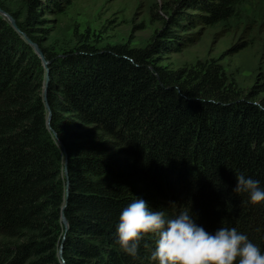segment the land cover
Here are the masks:
<instances>
[{
	"label": "trees",
	"instance_id": "trees-1",
	"mask_svg": "<svg viewBox=\"0 0 264 264\" xmlns=\"http://www.w3.org/2000/svg\"><path fill=\"white\" fill-rule=\"evenodd\" d=\"M71 1L23 0L20 16L0 2L49 61L51 110L49 130L46 70L0 15V264H60V245L65 264H158L156 234L142 237L135 258L117 243L119 216L137 198L166 219L188 211L210 234L234 227L264 254V202L233 192L239 174L264 189V110L249 103L256 90L239 95L212 59L185 70L158 64L193 26L264 21V0H161L162 27L142 48L50 51L38 25ZM53 131L67 157L66 232L64 153Z\"/></svg>",
	"mask_w": 264,
	"mask_h": 264
},
{
	"label": "rangeland",
	"instance_id": "rangeland-1",
	"mask_svg": "<svg viewBox=\"0 0 264 264\" xmlns=\"http://www.w3.org/2000/svg\"><path fill=\"white\" fill-rule=\"evenodd\" d=\"M160 1L72 0L63 11L42 16L46 20L38 25L45 29L41 33L42 45L57 53L81 42L98 49L118 44L142 48L162 27ZM0 2L19 16L23 14V0ZM249 10L250 6L245 5L239 11L248 14ZM187 35L190 40L185 45L160 54L158 64L165 71L185 70L199 60L212 59L225 73L233 74L230 82L237 83L235 91L239 95L249 100L247 92L251 87L257 95L250 100L264 97V82L258 76L264 72V21L257 18L251 27L241 26L240 22L235 26H193Z\"/></svg>",
	"mask_w": 264,
	"mask_h": 264
},
{
	"label": "clouds",
	"instance_id": "clouds-1",
	"mask_svg": "<svg viewBox=\"0 0 264 264\" xmlns=\"http://www.w3.org/2000/svg\"><path fill=\"white\" fill-rule=\"evenodd\" d=\"M249 103L264 110L258 100ZM236 181L233 192L246 193L253 205L264 202V189L258 180L239 174ZM148 234L158 236L151 253V260L158 264H264L260 248L236 228L221 227L210 234L194 222L188 211L166 219L163 212L150 210L146 201L137 198L119 216L117 243L135 258L142 237Z\"/></svg>",
	"mask_w": 264,
	"mask_h": 264
},
{
	"label": "water",
	"instance_id": "water-1",
	"mask_svg": "<svg viewBox=\"0 0 264 264\" xmlns=\"http://www.w3.org/2000/svg\"><path fill=\"white\" fill-rule=\"evenodd\" d=\"M0 15L4 19H6L10 23V25L17 32H19L21 35L23 34V36H25V39H26L27 43H29L30 46H32L34 52L39 56V58L41 59V62L43 64V67L46 70L45 80H44V86H43V90H42V100H43L44 107H45V110H46V123H47V128L49 130H51L50 129L51 110H50V107H49V105L47 103V100H46V84H47V81H48V72H49L47 65L49 64V61H47L45 59V57L42 54V51L40 50L39 46L35 42H33L30 38H28L23 32H21L19 30V28L17 27V25L15 23L14 18L9 13L5 12L2 8H0ZM52 134H53V137L57 140L58 144L61 146V148L63 150V153H64L63 173H64V176H65V187H64L65 203L61 206L60 220H61V223H62V225L64 227V232H66L67 231V228H68V224H67V220H66L65 215H64V209H65V206H66V200H67L68 188H69L68 187L69 186V182H68V171H67V157H66V154H65V151L63 149V146H62L61 142L57 139L56 133L53 131ZM57 256H58V259H59L60 264H65V260H64L63 254H62V245H60L58 247Z\"/></svg>",
	"mask_w": 264,
	"mask_h": 264
}]
</instances>
